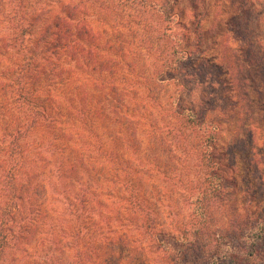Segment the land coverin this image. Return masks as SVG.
<instances>
[{
    "label": "rangeland",
    "instance_id": "rangeland-1",
    "mask_svg": "<svg viewBox=\"0 0 264 264\" xmlns=\"http://www.w3.org/2000/svg\"><path fill=\"white\" fill-rule=\"evenodd\" d=\"M82 2L86 6L87 21L101 43L95 52L86 48L79 71L71 68L75 63L66 58L63 77L68 79L63 86L53 83L54 91L45 85L50 95L48 100L42 97L49 105L43 125L31 126L32 108L14 98L18 85L10 71L20 60L0 39V175L5 178L8 170H19L18 182L29 186L32 195L33 186L40 182L33 198L42 202L43 212L38 218L39 223L35 224L37 227L31 228L20 247L13 251L10 263L49 264L45 259L51 257L50 264H60L58 259L61 264H100V258L95 255L92 262H81L84 252L76 253L77 230L73 224L76 212L81 211L77 208V193L89 183L93 184L91 191L98 189L103 181L98 171H104L109 181L118 178L137 186L147 204L158 203L155 208L159 211L155 215L156 228L147 232L141 230L146 217L136 216L137 226L129 227L124 235L128 241L122 243L119 240L123 227L118 222V214L113 217L108 213L103 215L100 205L93 200L96 204L94 214H91L94 221L106 220L114 229L107 234L112 239V253L122 259L121 264H166L162 262L164 254L159 249V234H175L177 228L189 220L184 204L190 198L192 187L204 185L207 169L203 148L208 143V136L187 117L175 116L173 107L177 103L206 115V123L214 133L209 143L216 145L226 184L213 221L218 223L216 227L224 223L225 228L234 232L242 222L244 237L248 219L258 223L264 219V0H250V9L243 17L240 14L242 0H175L172 21L162 20L160 10L166 0H146L135 5L121 4L119 0ZM198 16L203 19L200 30L195 33ZM149 34L152 39L158 37L157 46L152 39L148 40ZM197 42L201 43L203 54L192 74L180 76L172 68L166 70L165 81L153 82L146 96L144 84L152 71L146 58L151 62L152 54L157 58H170L177 50L194 51ZM120 54L131 62V68L125 66L129 73L135 70L142 76L138 78L142 84L135 83L136 94L130 104L136 116L131 127L134 126L136 131L131 135L130 127L129 146L123 143V147L119 145L116 133L113 136L112 128L106 132L101 118L99 122L92 121V109L102 99L100 89L104 85L101 70L93 59ZM108 72L109 81L112 78ZM172 73L177 78L171 77ZM131 77L136 81L132 74ZM36 79L29 80L27 91L36 93ZM79 88L88 109L86 123L90 128L76 123V117L73 121L68 113L71 109L68 95ZM77 100L73 104H77ZM62 113L66 116H61ZM19 130L25 132L24 136L18 135ZM180 130L182 133L177 132ZM90 135H98L101 139ZM11 138H15L14 144H10ZM113 145L118 151V160L109 161L102 153V147L112 148ZM98 146L102 147L98 149ZM71 163L77 164L74 176L77 181L68 173L63 182V166ZM159 163L165 168L169 165L167 171H158L153 166ZM104 189L100 190L111 191ZM62 194L77 206L68 208ZM20 222L16 220V226ZM55 240L64 242V254L52 244ZM259 252L260 260L255 259L254 264H264L263 243ZM163 259L173 264L170 257Z\"/></svg>",
    "mask_w": 264,
    "mask_h": 264
},
{
    "label": "trees",
    "instance_id": "trees-1",
    "mask_svg": "<svg viewBox=\"0 0 264 264\" xmlns=\"http://www.w3.org/2000/svg\"><path fill=\"white\" fill-rule=\"evenodd\" d=\"M119 1L121 4L123 2L125 5H135L142 4L146 0ZM42 2L44 5H41ZM166 2L163 9L160 10L163 13L162 20L172 21L175 18V15H172L175 0H166ZM250 4V0H242V7L240 8L242 17L250 9ZM85 8L82 0H0V28L2 30L0 39H2L6 49L19 56L20 60V63L15 64L10 71L14 78L13 81L18 85L14 92V98L22 100L32 108L31 126L43 125L44 119L48 116V102L45 104L42 99V97L47 99L50 95L45 85L53 88V83L57 82L63 86L64 82L67 81L68 78L64 79L63 77L65 74L64 62L67 60L74 62L75 64L71 68L79 71L82 67L81 60L86 48L95 52L100 46L101 42L98 41L97 34L93 33V29L87 21ZM202 19L201 16L197 17L193 32L198 33ZM146 32L150 33V31ZM147 38L149 41L152 39L150 34ZM156 39L158 37L152 39L151 42L157 46ZM141 45L144 48V43ZM251 46L254 47V44L251 43ZM200 49L201 43L197 42L194 51L182 52L177 50L175 55L170 58H157L156 55L152 54L151 62L146 58L145 61L152 70L144 84L146 96L151 91V84L165 81V75L171 68L174 73L176 71L180 76L192 74L191 71L196 68L198 58L203 54ZM93 61L96 67L101 70L100 78L104 85L100 89L102 99H100L97 107L93 106L92 115L94 117H92V121L95 119L99 122L101 118L106 132L112 128L113 136L116 133L120 139L121 144L119 142V145L123 147L124 143L125 146H129L128 130L136 117L134 111L130 109V104L136 94L137 85L135 83L142 84L141 81L138 82V78L142 76L138 75L137 71L132 70L131 74L137 78L134 81L135 79L129 73L130 70L125 68V66L131 68V62L126 60L123 54L117 57L101 55L99 59L95 57ZM115 68L116 74L113 75ZM108 71L111 73L109 77L112 78L109 81L106 76ZM174 73L171 77L177 78ZM33 78L39 79H36L38 83L36 93L27 91V87L30 86L29 80ZM53 90L55 91L54 88ZM80 95L81 88L76 89L75 93H71L70 96L68 95V102L71 103V109L68 110V113L73 121L76 117V123L90 128L86 123L88 109ZM77 98L78 103L73 104ZM174 106L173 113L175 116L187 117L198 127L199 131L204 132L203 135L208 136V143L203 148L204 166L207 169L204 185L192 187L190 198L184 204L187 206L185 208L189 214V220L178 227L175 234L169 232L159 234V249L161 248L164 254L162 255V262L171 264L168 260L163 259L168 256L173 264H254L255 259L260 260L259 247L262 243L264 244V219L262 223L252 222L251 219H248L245 223L248 226V231L243 234L244 237H242V222H239L237 229H235L236 232L229 231L228 228H225L224 223L216 227L218 223L213 221L214 211L219 198L225 192L226 184L222 171L223 165L216 155V145L209 143L212 141L214 133H212V129H209L210 124L206 123L205 114L201 115L194 108L187 109L181 103ZM63 110L67 112V110ZM61 116H66V114L62 113ZM111 125L112 127H110ZM90 131L91 134L94 133L92 129ZM134 131L136 128L132 126L131 135ZM177 132L182 133V130ZM17 133L21 136L25 134L22 130ZM82 135L84 136V134ZM90 136L101 139L98 135ZM15 138L19 137L16 136ZM15 138L9 139L10 144L15 143ZM209 139L210 141H208ZM101 147L98 146V149ZM113 147L114 145L112 148L102 147L104 151L102 153L109 161L118 160V151ZM77 161L79 162V160ZM21 164L22 162H20ZM153 166L157 167L158 171H167L169 165H166L167 168L161 164H154ZM63 167L65 169L61 175L62 181L64 182L65 174L68 177V173L77 181L74 178L77 174V164L71 163ZM17 174H19V170H8L5 178H3V174L0 175V264H12L10 259H13V251L20 247L30 229L37 227L35 224L39 223L38 218L43 213L42 202L33 198L38 185L41 183L38 182L36 186H33L32 195L29 186L18 182ZM98 175L102 176L103 179L98 189L94 188V191H91L93 184L89 183L87 186L84 185L83 191L77 193L75 197L79 201L77 208L81 209L80 212H76V219L73 224L77 230L76 253L79 255L84 252V255L81 256L82 263L84 261L92 262L93 255H95L100 258V264H121L122 259L112 253L114 248L112 239L107 235L108 231L109 234L114 232L111 223L106 220L95 222L91 215L96 209L95 202L97 201L100 205L103 215L108 213L113 217L115 213L118 214V222L122 223L123 227L119 240L122 243L128 241L124 235L130 230L129 227L133 224L135 227L137 226L135 223L136 216L146 217L141 230L147 232L148 229L156 228L155 215L159 211L155 205L158 203L147 204L144 196L140 195V189L135 185L121 182L118 178L109 181L104 171H98ZM92 182L95 183L94 178H92ZM104 188L112 192L107 191L105 193L100 190ZM38 194L40 195V193ZM62 199L68 208H70L69 206L72 208L77 206V203L69 202V198L65 194ZM130 214L133 217H128ZM16 220H21L17 226ZM91 231H94V234ZM238 232L239 234L235 235ZM231 233H234L232 234L233 237L229 235ZM89 236L91 237L90 241H88ZM86 237L88 239L84 240ZM52 244L56 246V250H60V253H65L63 241L55 240ZM45 260L50 264L52 258L49 257ZM58 260L61 264V260Z\"/></svg>",
    "mask_w": 264,
    "mask_h": 264
}]
</instances>
